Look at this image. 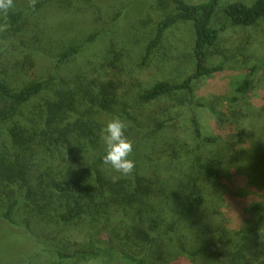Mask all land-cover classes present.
<instances>
[{
    "label": "trees",
    "instance_id": "1",
    "mask_svg": "<svg viewBox=\"0 0 264 264\" xmlns=\"http://www.w3.org/2000/svg\"><path fill=\"white\" fill-rule=\"evenodd\" d=\"M154 1L162 5L165 15L139 57V66L148 64L173 25L185 22L193 33V72L180 81L166 76L152 82L136 80L131 84L139 85V89L131 91L128 82L113 76V70L108 77L97 68L65 76L64 65L80 53L81 45L70 42L58 46L43 32L42 15L54 0H37L34 9L28 7L27 0H14L15 7L8 14L9 27L0 33V159H5L2 179L12 185V197L0 217L17 224L16 215L21 214L29 227L31 219H36L41 232L48 230L53 220L57 233L73 223L84 224L83 233L69 230L62 234L64 240L80 247L72 252L57 250V260L52 264L69 259L113 258L116 254L127 264H147L145 256L114 250L115 224H128L132 232L145 227L162 235L178 233L190 216L201 217L204 227L207 224L204 237L214 243L217 255L213 258L207 254L208 244L186 251L190 245H183L174 233L180 241L179 257L168 264H264V248L250 251V233L235 231L223 214L219 199L223 176L215 168L226 157L221 153L223 147L230 157L241 144L240 111L252 101L253 81L249 77L258 68L249 70L236 86L232 101L243 99L242 105L212 108L214 134L205 136L193 114L192 94L198 81L222 71L220 66H208L206 54L218 38V31L211 29L210 23L220 0L198 4L169 0L170 10L168 1ZM224 12L232 25L250 27L264 20V0H255L249 6L232 3ZM111 50L114 55V48ZM36 55L49 57L52 62L55 59V74H37L34 78L19 75L20 69L26 72ZM112 57L107 58L109 65L118 67L120 64H112ZM114 118L126 124L125 136L133 144L129 159L135 161L133 173L116 181L112 177L118 174L101 162V129ZM184 121L190 124L193 137L179 132ZM192 138L195 147L187 141ZM178 144H188L193 157L183 160L174 150ZM219 144L221 158L203 166L202 156L215 152ZM215 200L220 206H214ZM175 202H182L187 211L180 217L175 212L177 217L170 218V205ZM252 209L260 213L256 229L264 217V206L256 203ZM90 233L98 239L86 245L83 241L92 238Z\"/></svg>",
    "mask_w": 264,
    "mask_h": 264
},
{
    "label": "rangeland",
    "instance_id": "2",
    "mask_svg": "<svg viewBox=\"0 0 264 264\" xmlns=\"http://www.w3.org/2000/svg\"><path fill=\"white\" fill-rule=\"evenodd\" d=\"M166 1L170 10L171 1ZM185 1L198 4L206 0ZM254 1H219L210 23V28L218 31V38L214 45L206 49V54L208 66H220L222 71L203 78L194 85L192 108L203 134H214L211 127L212 108L226 109L227 106L234 108L242 105L243 99L232 101L236 86L247 77L249 70L258 68L255 74L249 77L253 81L252 101L247 108L240 111L241 144L231 151L233 155L230 157L228 150H223V147L221 153L226 157L215 168L223 176V194L219 197L223 214L228 216L230 226L235 231L250 233L247 238L249 250L260 252L264 248V217L255 229L260 213L252 207L256 203L264 206V20H259L250 27L234 26L224 12L229 4L243 3L249 6ZM159 5L154 0H54L42 15L43 32L58 46L65 47L70 42L81 45L80 53L64 65L65 76L97 68L100 70L98 72L105 71L108 77L111 76L110 70H113V76L128 82L127 86L131 91L139 89V85L135 84L134 87L131 84L136 80L152 82L166 76L170 80L180 81L189 76L194 68L191 56L193 33L189 23L180 22L173 25L154 49L148 64L145 67L138 64L146 45L155 36L159 19L165 15L164 8ZM92 35L95 37L90 39ZM112 48L115 50L114 55ZM111 56L112 64H120L118 67L109 65L107 58ZM53 62L49 57L36 55L31 65L26 66V72H21L20 69L19 75L34 78L37 74H55ZM13 78H16V75ZM249 106L251 107L248 108ZM186 120H189V116ZM189 125L184 121L179 132L193 137ZM248 140L249 144L246 143ZM187 141L195 147L193 138ZM220 146L221 144L214 148L215 152L202 156L203 166L209 165L207 161L211 159L221 158ZM174 150L182 155L185 161L194 155L190 152L188 144H178ZM4 161L5 159H0V213L4 211L9 197H12V185L6 178L2 179ZM193 172L194 177L197 176V171ZM19 199H22L21 195ZM170 206L173 208V211L168 213L170 218L180 217L187 211L182 202H175ZM214 206L220 205L216 201ZM175 212H178L177 216L173 214ZM15 219L17 224H11L0 217V264H52L57 260V250L72 252L80 247L64 240V232L86 231L84 224L73 223L60 229V234L56 232L57 223L53 220L48 230L41 232L36 219H31L30 227L25 224L23 215H16ZM129 221L131 222L132 218H129ZM201 221V217H187L178 233L169 231L168 234L162 235H159V232L153 234L145 227L140 229L143 231L139 234V230L134 229L132 232L128 224H115L117 230L112 245L114 250L127 251L137 257L145 256L147 264H168L177 262L179 257L180 241L175 239L178 236L183 245H190L186 246V251L208 244L207 254L214 258L217 250L213 246L214 243L205 240L204 231L207 224L204 227ZM94 238L98 239L95 236L91 239L87 237L83 243L89 245L95 241ZM98 259L102 260V264H127L119 254L113 258ZM88 260L69 259L63 264H87Z\"/></svg>",
    "mask_w": 264,
    "mask_h": 264
},
{
    "label": "clouds",
    "instance_id": "3",
    "mask_svg": "<svg viewBox=\"0 0 264 264\" xmlns=\"http://www.w3.org/2000/svg\"><path fill=\"white\" fill-rule=\"evenodd\" d=\"M36 2L37 0H27V5L34 9ZM14 7V0H0V33L7 31L9 27L8 14ZM125 129L126 124L119 118L107 121L101 129V140L104 144L101 162L118 174L112 177L113 181L122 176L131 175L135 168V161L129 159L133 144L125 136ZM87 264H102V260L90 258Z\"/></svg>",
    "mask_w": 264,
    "mask_h": 264
}]
</instances>
